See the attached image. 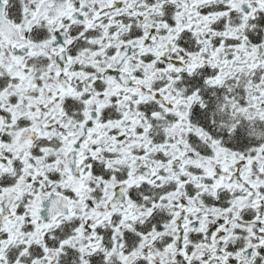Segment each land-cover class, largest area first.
Instances as JSON below:
<instances>
[{"label": "snow or ice", "instance_id": "6c2138e0", "mask_svg": "<svg viewBox=\"0 0 264 264\" xmlns=\"http://www.w3.org/2000/svg\"><path fill=\"white\" fill-rule=\"evenodd\" d=\"M0 264H264V0H0Z\"/></svg>", "mask_w": 264, "mask_h": 264}]
</instances>
